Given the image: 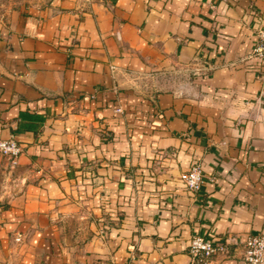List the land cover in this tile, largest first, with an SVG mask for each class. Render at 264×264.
Returning <instances> with one entry per match:
<instances>
[{
  "label": "crops",
  "instance_id": "obj_1",
  "mask_svg": "<svg viewBox=\"0 0 264 264\" xmlns=\"http://www.w3.org/2000/svg\"><path fill=\"white\" fill-rule=\"evenodd\" d=\"M260 27L264 0H23L0 23L21 148L0 155V264H192L195 236L240 264L264 235Z\"/></svg>",
  "mask_w": 264,
  "mask_h": 264
},
{
  "label": "built area",
  "instance_id": "obj_2",
  "mask_svg": "<svg viewBox=\"0 0 264 264\" xmlns=\"http://www.w3.org/2000/svg\"><path fill=\"white\" fill-rule=\"evenodd\" d=\"M250 59H264V28H258L256 32V43ZM118 111V110H117ZM21 152L20 145L13 139L0 140V155L13 164ZM182 182L186 190L197 193L203 183V173L198 162H193L188 172L183 175ZM225 253V248L221 245L215 246L210 241L195 236L190 240L188 255L192 264H208L217 254ZM240 264H264V235H248L245 241L244 255Z\"/></svg>",
  "mask_w": 264,
  "mask_h": 264
},
{
  "label": "rangeland",
  "instance_id": "obj_3",
  "mask_svg": "<svg viewBox=\"0 0 264 264\" xmlns=\"http://www.w3.org/2000/svg\"><path fill=\"white\" fill-rule=\"evenodd\" d=\"M23 0H0V23H4L9 15L16 11Z\"/></svg>",
  "mask_w": 264,
  "mask_h": 264
}]
</instances>
